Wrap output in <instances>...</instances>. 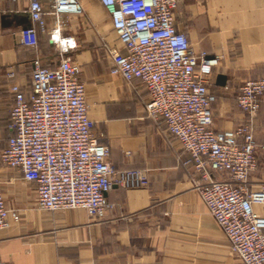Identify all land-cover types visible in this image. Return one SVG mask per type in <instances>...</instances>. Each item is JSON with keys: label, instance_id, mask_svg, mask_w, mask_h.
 <instances>
[{"label": "crops", "instance_id": "crops-1", "mask_svg": "<svg viewBox=\"0 0 264 264\" xmlns=\"http://www.w3.org/2000/svg\"><path fill=\"white\" fill-rule=\"evenodd\" d=\"M28 6L26 0H0V152L11 135L12 85L30 87L35 58L49 67L61 60L59 46L49 34L56 17L48 5V30L39 33V46L22 44L21 31L33 24ZM81 6L85 17L60 15V38L76 42L69 55L81 65L94 132L109 147L108 161L115 169H142L150 184L115 185L108 194L113 208L106 218L97 219L79 208L40 209L37 183L25 179L17 168L1 166L11 224L0 230V264H202V258L208 264H244L230 254L226 234L204 209L198 188L204 180L187 163L189 154L147 113L146 88L140 81L128 82L112 73V59L105 55L102 41L121 51L124 46L109 34L110 13L100 0H82ZM175 24L188 35L196 54L206 51L219 58L212 78L218 95L216 129L246 123L250 116L236 97L245 80L264 76V0H184ZM253 121L257 143L262 145L264 100ZM258 153L259 165L248 185L254 190L264 186V150L258 147ZM213 177L224 178L215 173ZM254 208L264 216V205ZM13 212L20 221L14 220ZM192 231L213 238L223 235L227 243L186 239L185 232Z\"/></svg>", "mask_w": 264, "mask_h": 264}, {"label": "built area", "instance_id": "built-area-1", "mask_svg": "<svg viewBox=\"0 0 264 264\" xmlns=\"http://www.w3.org/2000/svg\"><path fill=\"white\" fill-rule=\"evenodd\" d=\"M32 25L21 31L27 47L39 46V33L48 30L47 7L60 26V15L83 13L82 0H26ZM184 0H100L111 16L124 51L112 49V73L128 82L140 81L149 100L146 110L189 154L204 182L198 185L208 210L227 236L231 251L244 264H264V186L249 188L259 165L254 117L264 100V76L245 80L237 94L238 106L250 119L234 129L215 127L218 95L212 78L219 58L196 54L188 35L175 24ZM51 33L59 46L56 67L33 60L30 87H11L8 145L0 152V168L19 169L38 185L41 209H84L104 219L113 204L108 198L115 185L143 188L150 178L142 169L122 171L108 161L110 149L94 132L89 116L86 83L81 65L69 55L76 42L61 40L60 27ZM221 174L224 178L213 177ZM15 221L20 215L12 213ZM11 224V211L0 180V230Z\"/></svg>", "mask_w": 264, "mask_h": 264}, {"label": "rangeland", "instance_id": "rangeland-1", "mask_svg": "<svg viewBox=\"0 0 264 264\" xmlns=\"http://www.w3.org/2000/svg\"><path fill=\"white\" fill-rule=\"evenodd\" d=\"M82 16L83 17H85L86 16V12L84 11L83 13H82ZM57 26H59L58 24H55V27L51 30V31H49V34H50V36H51V33H52V31L57 27ZM60 26H61V24H60ZM59 26V27H60ZM109 28H110V30H109V34H112V38L113 39H117L118 40V37H117V34H116V32H115V30L113 29V27L112 26H109ZM60 34H61V27H60ZM103 42V51H104V53H105V55L108 57V55H110L111 56V52H110V50H111V48L112 49H114L113 48V46H111L108 42H107V40L105 39V40H103L102 41ZM116 42H119V41H116ZM122 44V43H121ZM123 45V44H122ZM111 46V47H110ZM217 94V93H216ZM199 193H200V190H199ZM200 196H201V193H200ZM201 201H202V204H203V206H204V209L206 210V212L213 218V216H212V214L210 213V211L208 210V208H207V206L205 205V203L203 202V199H201ZM41 209V208H40ZM13 213H15V214H18L17 212H13ZM19 215V214H18ZM20 219H21V217H20ZM20 219L18 220V221H20ZM185 235H186V239H200L201 241H203V240H209V239H216V240H223V241H225L226 243H227V239L225 238V236H223V235H219L218 237H209L208 236V234H205V233H203L202 231H200V233L199 232H197V231H192L191 233H188V232H185ZM190 235V236H189ZM192 235V236H191ZM229 250H230V254L232 255V256H234V257H236V258H239L236 254H234L232 251H231V249H230V246H229ZM202 251H203V249H202ZM202 257H204V256H202ZM203 260H202V264H208V263H205L204 261H207V259L206 258H202ZM240 259V258H239Z\"/></svg>", "mask_w": 264, "mask_h": 264}, {"label": "water", "instance_id": "water-1", "mask_svg": "<svg viewBox=\"0 0 264 264\" xmlns=\"http://www.w3.org/2000/svg\"><path fill=\"white\" fill-rule=\"evenodd\" d=\"M211 57H212V56H211ZM219 79H220V81H221L222 84H225V77H224V76H220Z\"/></svg>", "mask_w": 264, "mask_h": 264}, {"label": "bare ground", "instance_id": "bare-ground-1", "mask_svg": "<svg viewBox=\"0 0 264 264\" xmlns=\"http://www.w3.org/2000/svg\"><path fill=\"white\" fill-rule=\"evenodd\" d=\"M62 40H64V39H62Z\"/></svg>", "mask_w": 264, "mask_h": 264}]
</instances>
